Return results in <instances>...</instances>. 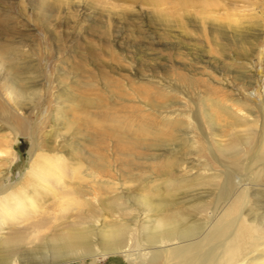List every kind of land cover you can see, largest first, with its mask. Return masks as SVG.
<instances>
[{
	"label": "rangeland",
	"instance_id": "374dc122",
	"mask_svg": "<svg viewBox=\"0 0 264 264\" xmlns=\"http://www.w3.org/2000/svg\"><path fill=\"white\" fill-rule=\"evenodd\" d=\"M0 84V108L27 126L12 133L0 109V140L15 136L5 185L29 168L35 140L40 154L81 164L92 206L95 195L121 205L98 228L155 218L137 205L156 190L220 211L226 175L233 217L264 224V0H0ZM65 225L7 230L24 233L10 261L48 256ZM95 251L61 264L128 263Z\"/></svg>",
	"mask_w": 264,
	"mask_h": 264
},
{
	"label": "bare ground",
	"instance_id": "6f19581e",
	"mask_svg": "<svg viewBox=\"0 0 264 264\" xmlns=\"http://www.w3.org/2000/svg\"><path fill=\"white\" fill-rule=\"evenodd\" d=\"M2 87L13 99L23 95L10 84ZM0 109L8 130L14 134L27 130L22 119L5 108ZM246 133L247 138L253 135L252 130ZM14 137L0 140V264H18L10 258L20 254L21 245H24V233L2 237L7 230L26 226L31 234L36 235L60 220L61 225L67 224L48 244L49 255L30 254L24 257L22 264L67 263L92 256L95 249L101 256L121 255L127 264H264V224L244 223L241 216L233 217L235 208L229 204L231 176L226 175L221 187L220 198L226 204L220 211L215 209V204L210 209H200L174 203L169 201L171 198L163 199L159 193L161 190H156L141 204L134 202L138 213L153 211L155 218L143 221L144 217L135 216L130 217L127 224L113 220L111 224L98 228L101 217L113 218L123 210L121 205L116 200L109 201L108 205L95 195V206H92L85 199L87 192L81 186L84 182L80 174L81 164H70L56 155L40 154L35 140L29 150V168L17 183H3L9 174ZM72 147V153L78 154L74 149L77 147ZM229 152L236 156L233 148ZM91 166L95 170L94 177H99L100 168L96 161ZM249 188L248 184L244 187L245 191ZM151 196H157L158 202L151 203ZM189 209H192L194 218H189ZM201 213L203 219H198L196 215ZM189 220L193 222L188 224ZM93 236L97 248L92 242ZM35 249L42 250V245Z\"/></svg>",
	"mask_w": 264,
	"mask_h": 264
}]
</instances>
